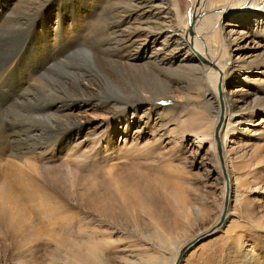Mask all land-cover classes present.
I'll use <instances>...</instances> for the list:
<instances>
[{
  "label": "rangeland",
  "instance_id": "obj_1",
  "mask_svg": "<svg viewBox=\"0 0 264 264\" xmlns=\"http://www.w3.org/2000/svg\"><path fill=\"white\" fill-rule=\"evenodd\" d=\"M236 1L208 0L207 8ZM195 3L0 0V67L13 56L19 62L17 75L12 72L0 88V159L13 148L27 151L61 179L69 168L80 177L102 178L138 169L152 183V209L176 235L172 241L183 246L210 230L225 204L221 161L214 145L194 134L180 136L176 122L191 111L214 120L219 110L203 62L181 33L180 18ZM254 8L221 13L213 33L227 70L228 121L236 127L223 131L234 159L233 187L222 226L192 246L181 264H264V0ZM59 50L62 62L51 65ZM30 70L40 79H27ZM51 188L71 215L68 229L76 241L88 237L83 230L110 240L108 264H147L153 255L169 253L167 235L136 204L128 211L101 209L68 187ZM177 193L185 199L181 208L171 201ZM10 243L0 233V264L54 262L46 247L23 252Z\"/></svg>",
  "mask_w": 264,
  "mask_h": 264
},
{
  "label": "bare ground",
  "instance_id": "obj_2",
  "mask_svg": "<svg viewBox=\"0 0 264 264\" xmlns=\"http://www.w3.org/2000/svg\"><path fill=\"white\" fill-rule=\"evenodd\" d=\"M244 1L246 3L247 0H237L230 6H227V4L216 8L213 5L211 8H207L208 0H200L199 7L194 6L191 14L184 19L180 18L183 26L181 33L186 38L185 43L192 54L204 63L200 61L204 74L207 75L211 85L208 93L216 100L219 110L214 120L203 111H191L187 118L178 117L176 119L178 128H180L178 133L184 138L194 134L199 140L214 145L216 150V153H214L215 160L221 161V164L219 163L221 171L226 172L229 178L230 195L233 186L229 166H231L230 161L232 162L234 159L229 157L223 131L225 128H230L233 132L236 127H232L230 121H228L231 110L227 103L229 95L226 94L224 86L227 70L225 64L215 53L216 47L213 44L215 36L213 33L222 24L221 13H230L228 14L230 16L233 12L246 13L251 8L255 10L254 4L257 3V0H252L248 3V10L240 12L241 7L239 6L244 5ZM193 20L195 21L192 23ZM222 55L225 56L223 52ZM61 56L62 53L59 50L57 56L51 60V65L61 63ZM12 58L5 60L0 67V77H4L3 81L0 80V88L6 78L12 76V72L14 75L18 73V66H16L19 63L16 61L18 58L16 57L15 61H12ZM32 66L35 67V64H32ZM30 72L31 74L28 73V76H26L27 79H40V76L36 75V70H30ZM21 77L23 78V76ZM141 99H144L142 95ZM238 111L234 110L232 113L236 115V113H239ZM15 151L17 150L13 148L12 151L4 153L5 158L3 160L0 159V233L11 241L10 245L12 244L13 250L24 249L23 252H29L46 247L50 250L51 260L54 261L52 264L61 261L67 264H108L106 255L108 248H110V240L99 237L95 231L89 233L83 230L82 234H87L88 239L86 238L82 244L76 241L70 231V225L74 224L71 215L62 211V204L58 199H54V190L51 188V185H53V187L60 188V190L61 186L62 188L68 187L78 196L85 197V199L90 198L101 209L113 210V208L125 207L128 211V207L133 206L131 204H136L153 221L155 227L161 230L164 235H167L166 238L171 245L169 253L164 256L153 255L152 259L146 263L174 264L182 246L177 243L178 241H172L176 235L167 233L162 220L153 211L154 205L151 200L153 194L148 192L152 183L140 173V170L129 167L115 176L109 174L102 178L99 175V177L97 175L96 177H80L79 171L69 168L68 177L65 178L66 175L61 179L54 173V167L36 164L29 159L30 157L27 155L29 152L27 151ZM242 158L243 156H238L236 160ZM171 201L175 207L178 206L179 208L185 203V199L180 193L171 196ZM186 214L185 221H190L189 213L186 212ZM227 214L228 211H226V218ZM219 220L220 215L214 223L217 228L221 227L218 225Z\"/></svg>",
  "mask_w": 264,
  "mask_h": 264
},
{
  "label": "water",
  "instance_id": "obj_3",
  "mask_svg": "<svg viewBox=\"0 0 264 264\" xmlns=\"http://www.w3.org/2000/svg\"><path fill=\"white\" fill-rule=\"evenodd\" d=\"M252 0H247L246 3L241 6V8L239 9L240 12H244L246 10H248V3L251 2ZM200 5V0H196V7H199ZM225 9V8H222ZM221 10V9H220ZM195 20L192 21V23ZM219 87V86H218ZM218 149H219V141H218ZM224 178L226 180V189H225V204H224V209L223 212L220 216V220H219V226H222V224L224 223L225 219H226V211L228 208V203H229V198H230V185H229V178L226 172H223ZM217 228V226H213L210 230L206 231V232H202L198 235H196L195 237L191 238L190 240H188L184 246H182V248L179 251V254L174 262V264H181L183 257L185 255V253L195 244H197L203 237L207 236L208 234H210L211 232H213V230H215Z\"/></svg>",
  "mask_w": 264,
  "mask_h": 264
}]
</instances>
